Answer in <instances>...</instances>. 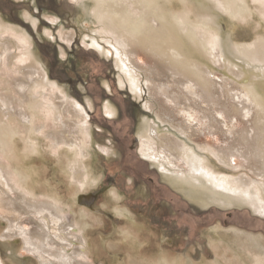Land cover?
Instances as JSON below:
<instances>
[{
    "label": "bare ground",
    "instance_id": "6f19581e",
    "mask_svg": "<svg viewBox=\"0 0 264 264\" xmlns=\"http://www.w3.org/2000/svg\"><path fill=\"white\" fill-rule=\"evenodd\" d=\"M88 1L93 2L91 16L98 25L97 33L114 48L115 64L123 72L132 97L142 99L136 74L143 71L145 81L151 85L150 94L160 104V121L189 140L195 139L206 157L195 155L196 151L182 141L183 137L168 134L169 131L159 134L158 126L147 123L139 135L140 153L163 165L170 164L177 178L199 183L200 188H208L214 195L226 196L230 203L253 201L250 189L253 192L264 189V95L256 101L252 86L214 78L205 61L219 62L220 42L214 22L205 18L207 10L200 11L195 6L212 2L239 18V13H248L249 4L233 0ZM10 26L0 19V83H3L0 87V217L7 222L0 237L21 240L22 248L38 264H93L97 258H103L105 251L97 248V240L89 237L88 232L93 225H100L102 218L93 214L92 207L78 201L79 195L86 194L80 192L87 191L98 180L87 159L91 155L87 110L74 99H68L56 85H48L47 72L35 57L25 61L30 42ZM72 34L66 33L63 39L70 42ZM92 45L104 53L103 46L97 42ZM233 52L255 75L253 79L257 80L258 74L264 78V33L252 44L235 45ZM140 53L149 59L148 66H138L132 60ZM223 58L222 61L235 64ZM11 71L15 77L9 79L6 73ZM45 99H50L49 108L43 105ZM154 105L151 103V108ZM106 106L107 113L112 115L114 108ZM44 117L50 118L56 127L47 130ZM199 118L204 119V127L211 134L223 133V145L200 140L199 136L204 135ZM42 133L53 154L63 150L72 161L60 170L67 182V197L60 196L51 182L45 180L44 168L37 167L32 159L33 154L42 155L35 142ZM228 191L248 200L245 197L234 200ZM112 208L133 225L137 224L124 208L118 205ZM120 232L113 250L126 252L124 257L130 264H227L229 254H220L217 245L214 249L218 257L211 263L189 262L167 251L147 258L149 248L144 244L149 242L151 230L144 225L140 228L126 225ZM255 261L264 264V256H256ZM0 264H3L1 260ZM240 264L247 261L243 259Z\"/></svg>",
    "mask_w": 264,
    "mask_h": 264
},
{
    "label": "rangeland",
    "instance_id": "374dc122",
    "mask_svg": "<svg viewBox=\"0 0 264 264\" xmlns=\"http://www.w3.org/2000/svg\"><path fill=\"white\" fill-rule=\"evenodd\" d=\"M233 1L240 4H249L248 13H239L240 17L238 18L229 15L223 7H217L212 2L195 4L200 11L207 10L205 18L210 22H214L215 35L220 42L219 62L215 63L209 59L208 61L205 56V59L209 62L205 61V65L208 66L214 78L219 79V81L223 79L232 82L234 85L252 86L253 98L259 101L260 95H264V78L258 74L257 80H260V82L257 83V80L253 79L255 75H251V70L246 69L244 62L236 57V53L233 51L235 45L252 44L264 33V2L259 4V1L264 0ZM51 2L56 4L63 3L59 10L56 9L58 12L54 11L58 15L61 14L63 16L62 19L51 9L44 8L46 4L44 5L42 0H0V19L2 18L5 23L10 24V27L13 26L16 29L13 32L17 30L22 32L30 42L29 52L27 53L29 57L25 55V61L35 57L42 70L48 73L49 78L46 77L48 85H56L68 99H74L73 93L67 90L64 86L65 83L56 82L53 75L57 70H62L64 73L66 72L65 75H70V71H75L76 68L77 72L82 74L81 67L85 65L92 70L94 67H100L101 71L98 69L96 74L101 75L103 73V76L108 74V78L111 76L115 92L117 91V89H114L116 86L121 91L126 90L132 93L123 72L115 64L114 48L100 39L97 33L98 25L91 16L93 2L88 0H51ZM188 6L186 5L189 9ZM210 14H212V18ZM246 14L248 15L246 16ZM65 17L69 18L65 19ZM53 18H56L55 21H51ZM71 25L75 26V28ZM73 32L74 37L72 34L70 42L63 39L66 33ZM76 35L77 37L75 38ZM94 42L104 47V53L102 51L99 52L92 45ZM77 43L79 46L76 45ZM72 44L77 48L71 49L70 46ZM46 53L51 54L55 58L59 57L60 61L56 60L52 65L51 57L49 58ZM234 56L237 59H232ZM223 57L228 58L235 64L232 65L222 61ZM132 60L141 67L148 66L149 63L147 56L142 53L135 55ZM70 61V67H72L65 68L69 66L65 65V63ZM220 62L221 65L219 64ZM92 70L91 74H93ZM236 72L239 76L235 75ZM6 74L9 79L15 77V73L12 71ZM136 75L141 86L142 99L135 100L131 98L138 103L137 106L135 105L137 108L131 106L133 118L126 115V107L122 101H119L121 120L116 123L123 122L119 126H123V129L115 127L117 124H112L113 120L104 119L108 106L104 105L107 103L106 101L102 103L103 98H100V86L96 87L95 82L89 85L93 90L90 91V97L101 103L95 108L97 111L93 114L94 119L86 124L91 133V143L89 145L91 155L87 159L89 165H92L93 172L98 180L87 191L80 193H91L96 196L89 207H92L94 215L102 218V223L96 226L93 225L88 234L90 235L89 237L97 240V248L105 251L103 252V258H97L93 264H113L112 260L114 259L116 264H130L127 257H124V255L127 256L126 252L122 249L113 250L121 236L120 230L126 225L138 228H140V225H144L153 232L149 237V242L144 244V247L149 248L147 258L167 251L170 255L187 259L189 262L199 263L204 260L206 263H211L218 257L214 249V245H217L220 254H229L228 258H226L227 264H240L243 259L247 261V264H257L255 257L258 255L264 256V189L260 188L253 192L251 188V196L253 197L251 202H240L241 200H238V203L236 201L230 203L226 200V196L214 195L209 191L210 189L200 188L199 183L194 184L186 179L177 178L173 175V167L170 164L163 165L162 162L143 156L140 153L139 135L147 124H153L154 127L158 126L157 131H159V134L169 131L168 134L176 133L181 138L183 137L182 141L192 148L193 152L196 151L195 155L198 154V157L204 158L206 153L199 149L195 139L189 140L186 135L179 134L173 128L164 125L160 121V118H158L160 104L155 100L152 93L150 94V83L145 81L143 71H138ZM103 76H100V85L106 87V83L110 81H106ZM81 77H84V75L82 74ZM1 85H3L2 82L0 87ZM77 85L79 93L82 92V84L79 82ZM84 86H88V83ZM146 86L149 87L147 88ZM34 92L39 96L38 90ZM88 92L89 89L83 99H87L85 100V105L89 110L94 108L95 103L88 99ZM80 95L83 96L81 93ZM131 96L133 95L131 94ZM74 100L81 105L79 100H76V98ZM150 100L152 101L151 103L154 102L155 104L153 108H151V103H149ZM91 101L93 104L90 107ZM43 105L49 108L50 99H45ZM140 110H143V112L141 113ZM44 111L40 112L41 115L44 114ZM46 111L45 114L49 117ZM48 117H44L47 130L51 127H56L55 123H51ZM87 119H89V115H87ZM180 120L183 121V119ZM197 120H199V123L201 122L200 127L203 129L204 136H199L201 141L211 142L218 146L223 145L225 140L223 133L217 131L213 135L204 127L203 118ZM134 121L136 125L133 128ZM106 124L112 125L110 132L100 129ZM94 128H98L99 131L94 130ZM39 137L35 142L38 146L37 149L42 155L33 154L34 164L37 167L44 168L45 180L49 181L48 183L51 182V186L56 189L59 195L61 194L60 196L67 197V182L64 181L60 170L67 164H72V161L68 159L69 157L63 150L53 154L51 149H49V143L44 133L40 134ZM132 146L133 148L130 150ZM61 158L65 160L61 162ZM234 160L238 163V159L234 158ZM164 172H166L167 176ZM45 187L48 189L47 186ZM227 194L235 198L234 200L245 197L239 193L229 191ZM113 195L114 197H112ZM245 198L248 200L247 197ZM149 203H151L152 208ZM116 205L132 214V218L136 220L137 224L133 225L134 223L131 220L116 214L112 208ZM6 227L7 222L0 217V236ZM22 247L23 244L19 239L3 240L0 237V260L3 264H38L36 259Z\"/></svg>",
    "mask_w": 264,
    "mask_h": 264
},
{
    "label": "flooded vegetation",
    "instance_id": "af4514ba",
    "mask_svg": "<svg viewBox=\"0 0 264 264\" xmlns=\"http://www.w3.org/2000/svg\"><path fill=\"white\" fill-rule=\"evenodd\" d=\"M42 1L44 2V5L46 4L44 8L51 9L53 12L54 11H57L58 12L59 8H61V5L63 4V3L62 4L61 3L60 4H56L54 2H51V0H42ZM56 9H58V10H56ZM57 12H54V13H56L58 15ZM65 12H67V11H65ZM58 16H59V18L61 17V19L63 18V16L61 14H59ZM66 18L67 17H65V19ZM71 26H73V25H71ZM73 28H75V26H73ZM73 37H74V32H73ZM76 37H77V35L75 36V38ZM76 45L79 46L78 43ZM70 47H71V49H76L77 48L73 44ZM46 54H47V56L49 58L51 57L50 59H51L52 65L55 63L56 60L57 61H60V58L59 57L58 58H55L51 54H48V53H46ZM66 64L69 65V66L68 67H65V68H69L70 65H71V61L70 62H66L65 65ZM81 69H82V74L84 75V77H81L82 74H79V72H77V68L75 69V71H72L71 70L70 71L71 72L70 75H67L66 74L67 75L66 76L65 75L66 72L64 73L62 70H57V71H55V74L53 76H54V80L56 82H62L63 84L65 83L64 86L67 88L68 91H70V92L73 93L74 99L76 98V100H79V102L81 103L82 107H84V109L89 112V113L87 112V115H89V119H88L89 122H90V120H93L94 119L93 118V114H94V112L97 111L95 109L96 106H98V105L101 104V103H99V101H96V100L92 99V97H90L91 96L90 91H93V90L90 88L89 85L92 82H95L96 83V87L97 86H100V90H101V92H100V98H103L102 103H104L106 101L107 103L104 104V105H111L114 108V113L112 115H110L109 113H106V116H104V119L105 120H108V119L113 120L112 124L113 123L117 124L115 127H119L120 125H122L123 122H121V121L119 123H116L117 121L121 120V108L119 107V103H120L119 101H122V103L126 107V110H127L126 111V115L129 116L130 118H133V112H132L131 106L136 107L138 103L133 100L134 98L131 96L130 92H128L126 90L121 91L116 86H115L114 89L115 90L117 89V91L115 92L113 90L111 76L108 78V74H105L103 76V73H102L101 75L103 76V78L106 79V81H110V82H107L106 83V87L100 85V80H101L100 76L101 75L100 74H96V71L98 69H100V71H101V68L100 67L99 68L94 67V69L92 70V69H88V66L85 65V66L81 67ZM91 70L93 71V74L90 73ZM51 71H49V73H51ZM47 75H48V73H47ZM79 82L82 84V87H83L82 88L83 91L80 92L83 96L80 95L79 90H78L79 88H78V85L77 84ZM86 83H88V86L89 87L88 86H84ZM88 89H89V92H88L89 98L88 99H91L95 103L94 108H92V109L90 108L91 110L90 109L88 110L87 107H86V105H85V103H86L85 100H87V99H85V100L83 99L85 97V95H87L86 93H87V90ZM120 94H121V96H120ZM117 95L120 96V97H118ZM131 98H133V99H131ZM92 101L90 102L91 105L93 104ZM140 112L142 113L143 110H140ZM107 114H109V115H107ZM109 117H111V118H109ZM106 122H108V121H106ZM135 125H136V122L134 121L133 128H134ZM111 128H112V125H107L106 124V126H102L100 129L101 130H105L107 132H110L111 131ZM119 128H122L123 129V126H121ZM94 130L99 131L98 128H94ZM115 142H116V140H115ZM131 148H133V146L130 147V150H131ZM149 179L151 180V178H149ZM149 205L152 208L151 203H149Z\"/></svg>",
    "mask_w": 264,
    "mask_h": 264
},
{
    "label": "water",
    "instance_id": "95a60500",
    "mask_svg": "<svg viewBox=\"0 0 264 264\" xmlns=\"http://www.w3.org/2000/svg\"><path fill=\"white\" fill-rule=\"evenodd\" d=\"M95 195L91 194V193H87V194H81L78 196V201L80 204H85V205H90L95 199Z\"/></svg>",
    "mask_w": 264,
    "mask_h": 264
}]
</instances>
